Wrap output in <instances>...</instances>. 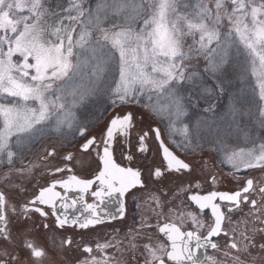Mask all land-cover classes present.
<instances>
[{"label": "snow or ice", "instance_id": "6c2138e0", "mask_svg": "<svg viewBox=\"0 0 264 264\" xmlns=\"http://www.w3.org/2000/svg\"><path fill=\"white\" fill-rule=\"evenodd\" d=\"M181 7L188 6L180 5L178 0H101L93 10L85 8L83 0H70L67 7L62 0H55L54 4L52 0H0V94L15 98L14 102L0 103V162L12 164L16 156L12 150L13 136L16 137L15 144L19 145L27 137L42 134L48 121L55 124L57 131L62 127L72 128L75 121L73 109L101 89L105 73L113 62L118 80L115 87L105 85L115 97L112 103L124 104L145 92L154 93L156 103H149L148 106L158 116L163 115L168 119L170 138L177 131V122L180 123L179 131L184 142L176 146L182 150L194 151L203 147L199 125L190 132L183 118L190 106L198 104L201 99L207 100L204 93L214 91L204 87L207 81L203 74L187 72L184 61L192 59L193 54L207 61L204 71L215 78V88L220 92H223L221 82L232 68L239 66L237 61L243 56L248 70L257 78L259 97L264 101V0H215L214 7H209L206 0H196L191 10L181 11ZM110 17L113 27L105 28L104 23ZM117 19L119 23H115ZM225 20L230 27L222 33L220 28ZM141 21L142 26L137 29L136 25ZM93 31L98 33L95 38ZM188 36L193 37L194 45L185 51L184 40ZM16 55L21 58L19 61L13 60ZM85 69L90 72L87 77L84 75ZM78 78L81 83L75 82ZM58 81L63 83L58 84ZM197 84L200 87L196 88ZM189 85L195 88L196 95L192 94ZM147 99L151 102L153 95ZM161 99L165 103L161 104ZM214 107L209 103L205 111H211ZM260 116L264 117V107L260 108ZM130 126L131 114L123 118L117 116L111 121L100 156L103 167L94 180L72 176L67 181L54 182L41 189L31 203L49 205L55 215L57 200L62 201L60 207L64 209L77 203L76 200L71 204L63 202L66 197L55 191L57 184L65 189L75 187L87 192L99 181V187L92 195L100 205L113 196L123 197L131 188L142 185L140 171L121 167L115 162L111 150L114 134L123 131L126 135ZM77 130L83 135L87 128L81 125ZM154 131L159 139L160 130L157 128ZM140 141V151H146L143 136ZM94 143L93 137L83 147L87 150ZM160 143L168 170H191L190 164L177 157L162 140ZM216 143L217 150L223 153L226 162L233 168H264V143L249 149L225 148L219 141ZM66 159L70 160L71 155ZM154 175L160 177L163 172L157 168ZM212 179L215 181V177ZM252 188L253 181L249 179L242 191L232 194L212 191L205 196L193 195L191 199L199 209L210 208L215 218L207 235L202 237L198 232H183L177 224L165 223L159 227V231L170 241V250L164 244L145 245L147 264H165V257L171 264H202L197 252L201 248H217L212 238L223 231L225 213L216 203L217 198L231 202L238 209L242 198L248 201V197H242V193H248ZM260 191L264 192V188ZM81 203H84L83 197ZM118 203L119 211L123 213V200L120 199ZM256 204V200L251 201L254 209ZM5 205L4 194L0 193V237L10 240ZM98 208L99 205L85 204L89 214L84 216L81 213L82 219L74 217L70 220L67 215H57V225L62 228L65 224H78L84 229L102 223L104 218L101 212L105 209L98 211ZM30 210L27 205L24 207L25 213ZM34 210L47 215L39 207ZM233 210L228 208V211ZM188 215L194 224H200L195 213ZM256 218L260 219L258 215ZM252 231L264 232V229L254 228ZM241 236L248 241L244 245L247 251L253 238L247 232H242ZM66 243L71 244V240ZM24 246L37 261L46 255L42 248L30 241H25ZM106 247L107 244L97 245L101 250ZM230 247L241 250L235 238ZM259 247L264 249V244ZM84 251L91 253L92 248H85ZM208 259L216 264L211 257ZM234 259L239 260V257ZM85 264L107 262L93 257Z\"/></svg>", "mask_w": 264, "mask_h": 264}, {"label": "flooded vegetation", "instance_id": "af4514ba", "mask_svg": "<svg viewBox=\"0 0 264 264\" xmlns=\"http://www.w3.org/2000/svg\"><path fill=\"white\" fill-rule=\"evenodd\" d=\"M197 70L202 71L201 67H197ZM118 107L110 104L100 117L98 115L101 114V111L96 108L89 110L87 114L82 116L83 123L90 121L93 125L89 123V125L84 126L87 131L83 135L79 133L78 140H69L68 137L63 140L65 147L59 152L58 160L55 158L59 162L56 167H44L39 171L35 169L30 178L26 181L17 182L15 187H10V184H7L9 183L8 179H5L6 183H0V193H3L6 199L4 210L10 236V240H4L0 237V264H83V258L89 257V259H92L99 252L110 255L115 259H122V264H147L148 253L145 245H148V240L151 237L157 239L156 245L164 244L170 250V241L159 231V227L165 223H175L183 232H198L202 237L207 235L215 218L212 216L210 208L202 211L199 209V206L191 199L193 195L205 196L212 191L232 194L242 191L247 186L249 179L253 181V188L248 193H242V197L246 195L248 201L245 202L242 198L238 209L231 202L221 201L217 198L216 203L221 205V209L225 213L222 225L223 231L219 236L212 238V243H216L218 247L215 249L211 247L201 248L197 255L200 257L202 264H212V261L208 259L209 257L216 264H264V249L259 247L260 244H264V232L252 231L254 228L264 229V223H261V220H264V192L260 191L261 188H264V183H259V178L255 175L256 172L262 171L264 178V168H243L242 166L235 178L228 177L226 175L228 168L224 163V159L216 151L212 152L211 146L207 145L212 139L207 130L200 136L201 142H203L202 148H197V151L192 149L182 150L176 146L183 143L179 131L181 125L176 126L177 131L170 138L167 130L168 123L155 121L153 119L155 116L151 113L148 104L142 106V109L147 112L145 114L148 118L144 116L145 114H141L139 117L148 123L149 128L152 130L149 134L151 144L148 146L150 151H146L141 159L142 164L140 167L133 164L132 159L129 160L126 153L119 149L117 139L123 131H117L111 142L115 162L121 167L138 169L141 173L142 185L131 188L123 197L113 196L110 200H106L103 205H100L99 200L92 195V192L99 187V181H96L87 192H81L75 187L65 189L57 184L55 191L66 197V201L63 202L71 204L73 200H76L77 203L74 207L64 209L60 207L62 201L57 200L55 215L49 205L39 204V202L36 204L31 203L39 195L41 189L51 186L54 182L67 181L72 176H76L81 180L95 179L103 167L100 156L103 154L104 141L107 130L111 126V121L117 116L123 118L131 114V117H133L132 111L125 110L122 112ZM193 117L195 116H191V118ZM195 122V119L184 120V123L189 125L190 132L193 130ZM102 124H104L103 127H101ZM157 128L160 130L159 139H157L154 131ZM93 137L95 143L85 150L83 146ZM218 139L222 140L223 138L219 137ZM161 140L177 157L190 164V171L176 172L168 170L160 143ZM173 141L176 143H173ZM47 142L44 141L43 144ZM100 145H102L101 152L98 158L91 159V166L87 163L86 168L77 167L75 160L78 151L89 152L99 148ZM33 152V150L17 152L15 166L20 167L21 162L24 160L23 164L28 165ZM55 155V151L49 150V156L43 157L42 160L44 159V162L48 161ZM69 155H71L70 160L66 159ZM157 168L163 172L160 177L154 175ZM57 169H63V171H57ZM38 177H42L45 181L42 183L41 178ZM213 177H215V181H213ZM26 184H30L34 188L31 196L28 195L29 192L21 191V188L25 187ZM151 195H154V197H150ZM81 197H83L84 203H81ZM120 199L123 200V213L119 211L120 204L118 201ZM252 200L257 201L255 209L251 205ZM85 204L99 205L98 211L105 209L101 212V217L104 218L102 223L90 225L84 229L80 228L78 224H65L62 228L57 225V215L61 217L67 215L70 220L74 217H81L82 219L81 213L87 216L89 213L85 210ZM140 204H143L142 208L139 207ZM26 205L31 209L27 213L24 211ZM37 207L41 208L47 215L43 216L36 212L34 209ZM13 208L15 211H13ZM228 208L234 210L228 211ZM257 210L259 211L257 212ZM151 212L155 214V218L154 215L150 214ZM167 212H171L169 218L162 219V221L158 219ZM188 213H195L200 224H194ZM257 215L260 219L256 218ZM112 216H115V218H111ZM14 230L18 232L16 233ZM41 230L46 232L50 230L53 241L45 242L42 235L39 234ZM242 232H247V235L253 238L252 245L247 248V251L244 250V245L248 241L243 240ZM132 234H134V241H127V238ZM111 238L118 239L116 242L113 240L112 243H106ZM234 238L240 246V251L230 247ZM69 239L71 244L66 243ZM25 241H30L36 247L42 248L46 255L38 261L35 260L31 256L30 250L24 246ZM52 243L53 246H51ZM194 243L195 241H193ZM98 244H107L108 247L101 250L97 248ZM88 247L92 248L91 253L84 251ZM235 257H239V260L234 259ZM165 264H171L166 257Z\"/></svg>", "mask_w": 264, "mask_h": 264}, {"label": "rangeland", "instance_id": "374dc122", "mask_svg": "<svg viewBox=\"0 0 264 264\" xmlns=\"http://www.w3.org/2000/svg\"><path fill=\"white\" fill-rule=\"evenodd\" d=\"M55 0H52L54 4ZM209 7H214L215 0H206ZM62 3L65 7L69 6L70 0H62ZM101 3V0H83V5L85 8L95 9L97 4ZM180 5L187 4V8L181 7V11L191 10V8L195 5L196 0H178ZM230 7V5H229ZM120 21L117 19L115 23H119ZM113 26V20L110 17L108 20L105 21L104 27L111 29ZM142 26V21L139 22L136 27ZM229 24L225 20V22L221 25V32H225L229 30ZM98 35L96 31H93V37L95 38ZM198 39V36L196 37ZM194 45V39L191 36L185 37L184 40V47L185 51L188 50L190 46ZM242 49L243 46L240 45ZM105 52L108 49H104ZM14 61H19L20 58L18 55L13 56ZM231 63V62H230ZM238 67H234L231 69L230 74L225 76V79L221 82V86L223 87V92H220L218 88H215L216 80L212 76H209L205 73V68L207 67V61L202 57H197L193 54L192 59L185 60L184 65L187 68V72H198L203 74L206 78V85L204 87L213 89V93H204V96L207 97V100L201 99L198 104H194L190 106L187 111V115L183 118V122L185 119H195L196 122L194 123L193 129L199 125L200 136L207 130L208 135L211 136V142L207 145L211 146L212 152L216 151L221 155V158L224 159V163L228 170L226 171V175L230 178H235L236 175L240 172L241 167L239 169L233 168V166L226 162L224 155L222 152L217 150V143L216 141H221V145L225 148H245L249 149L260 143H264V117L260 116V108L264 107V101L260 100L259 97V86L256 76L252 75L250 70L247 67V61L243 56H240L238 61ZM197 67H201L202 71H198ZM84 75L87 77L90 75L88 69L84 70ZM118 80V74L115 71V63L113 62L112 67L105 73L104 77V85L101 86V89L98 90L94 95L88 97L82 104L78 107L73 109L75 114V121L72 128L62 127L59 131L56 130L55 124L52 121L46 122L44 126V132L42 134L33 135L31 137H27L21 140L19 145L15 144L16 137L13 136V146L12 150L17 153L19 151H31L32 157L30 158V162L28 165H24V161L20 164V167H16L15 160L16 156L13 157L12 164H8L6 161L0 162V183L5 182V179H8L7 183L10 184V187H15L17 182L26 181V179L30 178L33 175V171L37 169V171L44 169V167H56L59 164L58 160L59 152L65 147V140L68 137L69 140L79 139V131L77 130L78 126H87L93 125V123L89 122H82V116L87 114L89 110L93 108L98 109L101 111V114L105 111V108H108L110 104L113 105L112 101L115 99L112 96L111 92L109 91L108 87L105 85H110L111 87H115V82ZM76 83H81L80 79L78 78ZM58 84L63 83V81H58ZM196 88L200 87L199 84L195 85ZM188 88L192 91L193 95H196L195 88L192 85H189ZM203 91V89H201ZM149 95H153V100L150 102L147 97ZM137 99L139 102H137ZM15 98L9 97L6 94H0V103H9L14 102ZM32 104V102H29ZM149 103H156L155 94L154 93H147L145 92L143 95L139 96L138 98H130L128 103L114 104L115 107L119 106V110L124 112L125 110H130L133 113L131 126L127 129V134L121 132L120 137L117 139V143L119 145V149L126 153V157H131L132 163L136 164L138 167L142 164L141 159L146 151H150L148 147L151 144V140L149 138V134L152 130L149 128L148 123L144 122L143 119H140L139 115L147 113L142 106L149 105ZM160 103L163 104L165 101L163 99L160 100ZM209 103L214 104L215 107L211 111H205L206 108L209 107ZM35 106V105H32ZM117 109V108H116ZM150 111L155 116L153 119L155 121H164L168 123V119L163 115H157L153 112L150 107ZM100 113V112H99ZM144 116L147 117L145 114ZM191 116H195L191 118ZM78 118V120H77ZM96 119V118H95ZM80 120V121H79ZM100 120V118H98ZM92 122H94L92 120ZM104 123V122H103ZM180 124L177 122L176 126ZM104 124L101 125L103 127ZM168 126V124H167ZM100 127V129H101ZM168 130V129H167ZM145 133L147 135L145 136ZM206 133V132H205ZM144 137V144L146 145V151H140L141 141L140 138ZM182 136V135H181ZM152 137V136H151ZM219 137L223 138L222 140L218 139ZM62 140V141H60ZM182 140L184 142V137L182 136ZM44 141H48L46 144H43ZM100 141V140H99ZM62 142V143H61ZM195 144V141H193ZM102 144V141L100 142ZM203 143V142H202ZM101 146L97 149L92 151H78L77 157L75 160V164L79 168H86L87 163L91 166V159L98 158L101 152ZM97 147V146H95ZM197 149V148H196ZM195 149V151H197ZM49 150L55 151L56 155L51 157L48 161H43V157L49 156ZM222 153V154H221ZM146 157V156H145ZM144 157V158H145ZM56 158V159H55ZM129 159V160H131ZM44 162V163H43ZM90 162V163H89ZM82 163V164H81ZM81 164V165H80ZM245 168V167H243ZM7 169V170H6ZM33 173V174H32ZM257 178H259V183H264L263 172L258 171L255 174ZM40 180L45 181L42 177ZM240 181V180H239ZM238 181V182H239ZM6 183V182H5ZM34 190L33 186L30 184H26L25 187L21 188V191L29 192L28 195L31 196L32 191ZM150 197H154L151 195ZM153 199V198H151ZM139 207H143V204H140ZM141 210V209H140ZM154 215V213H150ZM171 216V212L164 213L163 217H158V219H166ZM14 232H18L14 230ZM39 234L42 235L44 241H53L51 239V231H39ZM134 234L130 235L127 238V241L133 242L134 241ZM118 238H111L109 242L112 243L117 241ZM132 239V240H130ZM138 242V239L136 240ZM157 239L155 237H151L148 240V244L152 246H156ZM127 242V243H129ZM165 243V241H163ZM54 244L52 243L51 246ZM59 251V250H58ZM59 253V252H58ZM100 261H106L107 264H122V259H115L110 255H104L101 252L95 254V256ZM148 257V256H147ZM90 262L91 259L89 257L83 258V264L85 262ZM81 264V263H80Z\"/></svg>", "mask_w": 264, "mask_h": 264}]
</instances>
